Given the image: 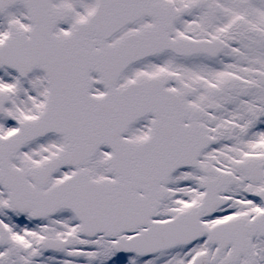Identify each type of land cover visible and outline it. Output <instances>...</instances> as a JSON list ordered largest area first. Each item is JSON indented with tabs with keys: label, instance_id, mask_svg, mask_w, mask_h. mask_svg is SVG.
Returning a JSON list of instances; mask_svg holds the SVG:
<instances>
[{
	"label": "snow or ice",
	"instance_id": "snow-or-ice-1",
	"mask_svg": "<svg viewBox=\"0 0 264 264\" xmlns=\"http://www.w3.org/2000/svg\"><path fill=\"white\" fill-rule=\"evenodd\" d=\"M0 264H264V0H0Z\"/></svg>",
	"mask_w": 264,
	"mask_h": 264
}]
</instances>
